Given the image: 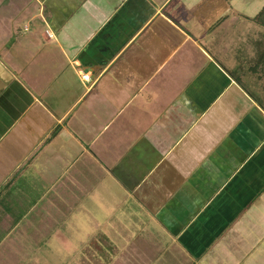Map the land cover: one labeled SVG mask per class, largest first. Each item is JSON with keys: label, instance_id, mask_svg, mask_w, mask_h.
<instances>
[{"label": "crops", "instance_id": "0c3cea01", "mask_svg": "<svg viewBox=\"0 0 264 264\" xmlns=\"http://www.w3.org/2000/svg\"><path fill=\"white\" fill-rule=\"evenodd\" d=\"M263 8L0 0V264H264Z\"/></svg>", "mask_w": 264, "mask_h": 264}, {"label": "trees", "instance_id": "16d2710c", "mask_svg": "<svg viewBox=\"0 0 264 264\" xmlns=\"http://www.w3.org/2000/svg\"><path fill=\"white\" fill-rule=\"evenodd\" d=\"M256 21L260 24V25H262L263 27H264V8L259 12V14L256 16ZM234 77H236L235 76V74H234ZM239 79V78H238ZM240 80V79H239ZM252 95H254L255 96V94L252 92ZM262 104H263V101H262ZM264 105V104H263Z\"/></svg>", "mask_w": 264, "mask_h": 264}, {"label": "built area", "instance_id": "2783aa9c", "mask_svg": "<svg viewBox=\"0 0 264 264\" xmlns=\"http://www.w3.org/2000/svg\"><path fill=\"white\" fill-rule=\"evenodd\" d=\"M83 79L84 80H88V81H92V77L88 73H86V74L83 75Z\"/></svg>", "mask_w": 264, "mask_h": 264}, {"label": "rangeland", "instance_id": "374dc122", "mask_svg": "<svg viewBox=\"0 0 264 264\" xmlns=\"http://www.w3.org/2000/svg\"><path fill=\"white\" fill-rule=\"evenodd\" d=\"M255 26V25H254ZM253 28H256V27H253Z\"/></svg>", "mask_w": 264, "mask_h": 264}]
</instances>
